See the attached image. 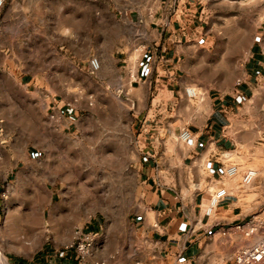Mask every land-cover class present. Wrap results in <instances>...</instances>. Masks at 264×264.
<instances>
[{"label":"rangeland","instance_id":"374dc122","mask_svg":"<svg viewBox=\"0 0 264 264\" xmlns=\"http://www.w3.org/2000/svg\"><path fill=\"white\" fill-rule=\"evenodd\" d=\"M238 1L219 0L221 4L210 3L204 12V37L192 65L196 72L184 77L186 88L195 89L197 97L188 98L184 89L180 99L171 94L156 99L155 104L163 105L166 127L159 134L165 140L168 133H181L204 118L209 94L231 92L254 44L264 51V0ZM104 2L5 0L0 9V166L9 172L0 188V253L9 264H45L49 256L61 257L74 231H90L93 225L98 233L94 255L105 264H164L157 247L130 220L141 208L144 189L133 171L137 141L126 127L146 107L130 110L117 91L103 94L82 69L81 60L101 50L102 35L110 34L115 42L117 34L128 35L132 29L127 24H98L91 5L102 12ZM39 71L49 73L52 95L65 93L72 105L79 102L77 133H44L48 114L29 97L32 87L19 82L23 74ZM60 71L67 76L66 90L59 88ZM97 93L110 111L96 105ZM250 122L242 133L255 129ZM262 157L255 153V161ZM246 167L262 178L254 188L240 189L239 197L246 205L254 200L252 216L261 218L264 166ZM240 178L241 171L231 187H240ZM224 233L229 243L236 242L234 252L256 242L246 240L244 228Z\"/></svg>","mask_w":264,"mask_h":264},{"label":"crops","instance_id":"0c3cea01","mask_svg":"<svg viewBox=\"0 0 264 264\" xmlns=\"http://www.w3.org/2000/svg\"><path fill=\"white\" fill-rule=\"evenodd\" d=\"M104 1L102 12L96 4L91 5L95 21L103 25L127 24L132 27L131 32L117 34L115 42L110 34L102 35L101 50H93L81 62L85 64L82 69L97 82L103 94L106 90L117 91L132 107L130 110L138 105L146 107L145 113L134 119V124L129 119L126 127L137 141L138 157L133 171L144 189L141 208L130 220L157 247L164 264H232L237 244L229 243L224 231L245 226L255 213V203L254 200L251 205L243 203L240 187H231L235 181L225 186L223 170L235 163L242 175L248 170L246 165L264 166V51L255 44L251 47L240 80L230 93L209 94L204 118L186 128L191 135L187 142L173 138L179 133L171 132L165 140L159 134L166 127L163 105L155 101L167 94L180 99L179 93L187 87L185 75L196 72L192 65L199 56L197 45L204 37V12L210 3H221L219 0ZM91 57H97L101 65L94 74L89 68ZM65 75L59 72V88L64 90L68 86ZM19 82L32 87L29 97L48 114L44 115V133L78 132L82 120L79 102L76 100L72 105L65 93L52 95L48 91L52 89L49 73L23 74ZM100 99L97 93L96 105L110 111ZM152 106H156L153 111ZM250 121L255 129L242 133ZM175 131H179L178 125ZM255 153L263 157L255 161ZM8 178L9 172L0 166V188ZM219 184L231 194L207 216L209 195ZM92 227L90 231L97 233L96 225ZM62 262L72 264L67 258Z\"/></svg>","mask_w":264,"mask_h":264},{"label":"built area","instance_id":"2783aa9c","mask_svg":"<svg viewBox=\"0 0 264 264\" xmlns=\"http://www.w3.org/2000/svg\"><path fill=\"white\" fill-rule=\"evenodd\" d=\"M5 0H0V9L3 6ZM100 61L97 57H91L89 60V68L91 73H97L100 70ZM185 94L188 98H195V93L186 88ZM264 117V111H263ZM191 138V135L187 129H183L179 133L178 139L187 142ZM239 167L236 164H229L223 170V176L226 179H232L239 174ZM259 179L258 171L254 169H248L240 178V189H248L254 186L255 182ZM231 192L225 187H220L214 190L209 195L208 208L205 212L207 216H210L218 205L228 196ZM236 230L244 228L243 236L249 242L253 243L251 246L244 247L235 252L232 264H264V216L261 218H255L252 216L245 226H235ZM98 233L94 231H84L82 229H76L73 233L72 240L69 244L62 248L61 257L57 255L49 256L47 260L48 264H64L66 258L72 261V264H105L104 261L96 259L95 241ZM1 254V253H0ZM4 264H9L7 257L1 256Z\"/></svg>","mask_w":264,"mask_h":264},{"label":"bare ground","instance_id":"6f19581e","mask_svg":"<svg viewBox=\"0 0 264 264\" xmlns=\"http://www.w3.org/2000/svg\"><path fill=\"white\" fill-rule=\"evenodd\" d=\"M194 93H195V96L197 97V93H196V91L194 90V89H191ZM180 141H182V142H184L183 140H181V139H179ZM259 173V172H258ZM260 174V173H259ZM238 176V175H237ZM237 176H235L234 178H232V179H227V180H233V179H235ZM207 211V210H206ZM257 241V240H256ZM1 256H3V254H0ZM0 264H4V261H3V259H1V257H0Z\"/></svg>","mask_w":264,"mask_h":264}]
</instances>
